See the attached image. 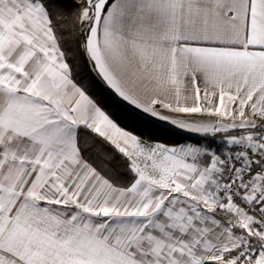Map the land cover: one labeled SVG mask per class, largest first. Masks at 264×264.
I'll list each match as a JSON object with an SVG mask.
<instances>
[{
    "label": "snow or ice",
    "instance_id": "obj_1",
    "mask_svg": "<svg viewBox=\"0 0 264 264\" xmlns=\"http://www.w3.org/2000/svg\"><path fill=\"white\" fill-rule=\"evenodd\" d=\"M0 264H264V0H0Z\"/></svg>",
    "mask_w": 264,
    "mask_h": 264
},
{
    "label": "trees",
    "instance_id": "obj_2",
    "mask_svg": "<svg viewBox=\"0 0 264 264\" xmlns=\"http://www.w3.org/2000/svg\"><path fill=\"white\" fill-rule=\"evenodd\" d=\"M120 123L122 126H125L128 128H135L137 130L145 127V124L142 120L134 119L130 115L120 116ZM164 135L167 137V142H169V143L184 142V137L182 135H176V134H172V133H164Z\"/></svg>",
    "mask_w": 264,
    "mask_h": 264
}]
</instances>
